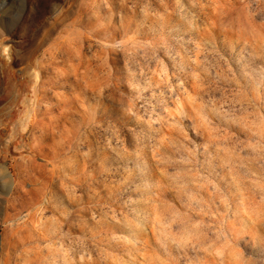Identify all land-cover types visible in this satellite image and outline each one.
I'll use <instances>...</instances> for the list:
<instances>
[{"label": "rangeland", "instance_id": "374dc122", "mask_svg": "<svg viewBox=\"0 0 264 264\" xmlns=\"http://www.w3.org/2000/svg\"><path fill=\"white\" fill-rule=\"evenodd\" d=\"M0 28V264H264V0H0Z\"/></svg>", "mask_w": 264, "mask_h": 264}, {"label": "bare ground", "instance_id": "6f19581e", "mask_svg": "<svg viewBox=\"0 0 264 264\" xmlns=\"http://www.w3.org/2000/svg\"><path fill=\"white\" fill-rule=\"evenodd\" d=\"M0 29H1V28H0ZM1 31H3V30H1ZM1 31H0V32H1ZM1 33H2V32H1ZM2 50H3V49H2ZM1 168H2V169H1ZM1 168H0V169L4 171V168H3V167H1ZM3 171H2V173H5V172H6V171H4V172H3ZM2 173H1V174H2ZM2 175H3V174H2ZM2 175H1V176H2ZM4 175L7 176L6 174H4ZM3 177H4V176H3ZM7 177H9V176H7Z\"/></svg>", "mask_w": 264, "mask_h": 264}]
</instances>
